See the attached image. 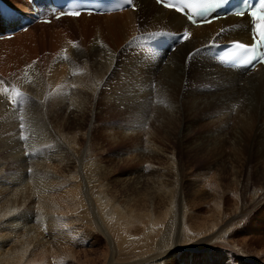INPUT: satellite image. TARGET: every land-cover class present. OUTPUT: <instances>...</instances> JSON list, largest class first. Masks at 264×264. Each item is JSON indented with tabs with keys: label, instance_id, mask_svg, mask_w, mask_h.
I'll list each match as a JSON object with an SVG mask.
<instances>
[{
	"label": "bare ground",
	"instance_id": "bare-ground-1",
	"mask_svg": "<svg viewBox=\"0 0 264 264\" xmlns=\"http://www.w3.org/2000/svg\"><path fill=\"white\" fill-rule=\"evenodd\" d=\"M133 1L137 6L136 12L123 11L112 15L92 16L89 19L82 16L78 19L64 18L57 22L72 23L73 28L84 36H80L81 39L86 41V38H90L91 41L88 47H73L69 56L62 57L64 64L56 65L52 69L54 73H60L58 78L63 79L62 82L65 80L59 84L60 81L57 82L54 78V83L63 88L62 92L49 89L51 93L45 97L48 94L47 89L51 87L46 84L48 77H44L47 76L46 73L43 75L45 70L41 72L42 67L36 65L27 64L26 70L21 67L25 74L22 88L26 91L19 93L14 90L13 94L15 97H22V104L31 100L33 95L37 102L36 107L33 105L28 112L20 108L17 116H10L1 121L6 125L0 134L13 135V140L20 143L17 148L22 151V157L14 158L15 147L0 140V198H3V201H0V220H27L18 231L12 229L13 224L0 228V250L11 251L8 264H34L37 261L31 258L35 256L31 254L44 247V236L48 232L43 229L45 223L50 224L61 210V199L58 197L62 194L59 192L61 185L72 184L70 193L71 199L74 200H70L67 205L77 212L76 199L81 200L86 195L75 191L78 184L83 185L86 193L88 181L99 185L116 170L120 172L118 165L112 166L114 162L108 167H99L96 163V152L90 147L92 140L89 134H106V130L128 135L148 134L145 140L142 139L141 148L137 153L139 163L144 164V169L140 168L137 173L128 174L135 176L129 177L124 184L117 179L119 189L115 187V190H112L107 187L102 190L107 206L115 205L111 194H115L116 198H125V204L116 205L122 215L132 209V204L136 202L135 196L142 195V186L158 187L155 191L157 198L166 206V214L172 213L171 219L164 223L165 226L157 235V223L153 221L152 214L155 205L151 198H147L148 203L144 207V213L147 215L143 217L146 224L137 215L138 210L131 212L121 224L106 230L112 243L114 235L119 236L121 243L132 237V228L140 222L137 227L140 226L143 231L138 240H142L143 249L149 253L147 255L153 254L143 258L144 260L134 257L137 261L143 260L141 264H161L171 258L176 259L182 252V245L190 240L188 238L193 239L202 231H193L191 234L186 226L187 210L182 189L188 178L208 182L207 185L212 184L214 188L209 190L208 196L214 201L227 204L229 200H234L239 204L240 221L242 217L247 220L249 216L243 215L248 212L244 205L247 198L253 204L264 199V190L251 189L255 186L253 180L256 175L264 183V73L257 71L246 74L223 69L204 51L188 58L191 52L209 43L214 37L218 43L247 42L246 21L227 18L217 24L191 30L183 18L156 6L151 0ZM7 3L14 7L13 11L19 16L29 11V8L18 0ZM21 20L25 24V20ZM47 26L50 25L44 27ZM186 29L192 32L186 42L178 46L169 43L171 33H181ZM153 31H157L160 36L156 38L157 35L155 39ZM2 34L3 32L0 36ZM5 43L7 42L1 41L0 47ZM86 50L87 53L84 52ZM15 63L14 65H17ZM22 74L23 72L20 76ZM71 74L73 82H69L71 77L68 79ZM112 74L123 76L126 80L122 99L120 97L123 110L118 111L122 114L121 121L116 123L117 130H113L112 125L100 127L98 132L96 124L90 121L89 125L86 123L87 115L99 108L98 119L103 124L107 123L108 115L113 110L110 103L113 99L103 94L100 87L102 89L103 79ZM17 76L19 77L18 74L15 75ZM151 105L155 108L154 113L149 115ZM118 112L111 114L119 116ZM155 134H162V146L156 144L159 142ZM180 138L183 141H180ZM85 139L88 140L84 149L80 140ZM171 139L174 143L177 142L178 148L173 147V153L165 156V146ZM243 149L244 152L250 149V155L243 153ZM131 152L133 157L130 158H136L135 150ZM164 158L166 167L159 163ZM14 165L18 169L16 176L11 180L7 174L11 168H15ZM196 171L204 173L201 177H195L193 173ZM23 174L25 175L19 181L22 182L21 185H31V198L19 200L18 208L7 199L6 188L17 187V183L12 181ZM168 185H171L172 191L166 189ZM32 198L40 205L36 208V215L45 214L42 218L39 216L41 219L37 216L39 220L36 219L35 224L30 221L31 215L26 213L29 205L27 203ZM8 206L13 208L9 210ZM216 215L222 216L220 208L217 209ZM219 220H216L214 226H218ZM63 222L56 221L51 224L58 227ZM220 228L216 233H222ZM175 229L178 232L174 239L172 235ZM32 230H38L41 234H33ZM188 233L190 235L187 237ZM116 246L120 248L118 242ZM166 248L173 252L172 257H167L169 252ZM140 253L142 254L141 251ZM146 253L143 251L144 255ZM40 262L39 264L42 263Z\"/></svg>",
	"mask_w": 264,
	"mask_h": 264
},
{
	"label": "rangeland",
	"instance_id": "rangeland-1",
	"mask_svg": "<svg viewBox=\"0 0 264 264\" xmlns=\"http://www.w3.org/2000/svg\"><path fill=\"white\" fill-rule=\"evenodd\" d=\"M5 1L14 3L17 0ZM18 2L22 3L26 7V5L23 3V0H18ZM144 11L146 10L144 9ZM57 22L51 24L50 26H47V28L44 27L45 25H36L22 36H19L13 39L12 41L8 40L6 41L7 43L1 45L0 115L2 119H0V132L4 129L6 125L1 121L5 120L7 117L10 116H17L18 110L20 108L25 109V112H28L29 110H31L33 105L34 108L36 107L35 103L37 102V99L35 95H33L31 97V100H29L27 103L22 104V97H15L13 94L14 90L19 93H24L26 91V89L22 88L24 87L23 82H25V74L22 69H24L27 64L29 66L36 65L42 67L43 69L41 68V72H44L45 70L43 75L45 73L47 74V76L44 75V77H48L46 78L48 82L50 78L53 77L50 83H48L46 80V84L52 87H49L47 89L48 94L47 96L45 95V97H48L50 95L49 93H51L49 89H51L52 91L55 89L58 91V93L62 92L63 88H60L59 84L65 82V80L62 82L63 79L61 80L60 78H58L60 77V73L55 72V74L54 70L52 69L56 65L64 64V60L62 59V57L69 56L73 47L76 49H81L84 47H88L89 43L91 42L89 41L90 38H86V41L84 39H81L80 36H84L80 35L76 31V29L73 28L72 23L69 24L68 22L64 21H62L61 23ZM158 34L159 33H157V31H153L154 37H156ZM65 41L72 44L69 45ZM84 52L87 53V50ZM15 62L17 63V65H14ZM15 66H17V68ZM26 69L27 68H25L24 70ZM58 71L61 72L60 68H58ZM22 72L23 77L22 75L20 76ZM51 73L53 76L51 75ZM16 74L19 75V77L17 76L19 80L17 79V77H15ZM21 78L24 80H22ZM54 78L57 82L60 81L61 83H54ZM69 78L71 79L69 80V82L74 81L72 74L71 76H68V79ZM16 80H18L20 84ZM103 80L104 84L102 89L100 87V91L102 90L103 94L105 93L109 95L108 97H111V99H113V101L110 102L111 107L113 108L111 113L116 114L118 111L122 112L123 107L122 100H120V97L122 99L124 93L123 88L125 87V79L123 78V76L112 74L104 78ZM58 88H60L61 90ZM100 96L102 98L104 97V95L101 94ZM30 102L32 103L29 104ZM153 108L155 107L151 105V108L148 112L149 115H152V113H154ZM98 113L100 114L99 108H96L95 111L89 112V114L87 115L88 119L86 123L88 125L90 123L96 124V130H98V132H100V127H112V125L113 130H117L116 123L121 121V113L118 112L119 116L110 113L111 115H108L107 123L104 124L100 119H98ZM111 116H113V118ZM106 131V134H89L91 137L90 139L92 140L90 147L93 148L96 152V163L99 165V167H108L112 162H114L112 166L118 165L120 172H117L116 170L112 173L113 176L111 175L106 180H104V183H100L99 185L90 183V181H88L86 193L84 192L83 185L78 184V186L75 187V191H78L79 194L86 195L81 200L76 199L77 212L73 211V209L69 205H67L70 204V200H74L71 199L72 194L70 193V191L72 190V184H70V186H60L59 192H61L62 194L58 197H60L61 199V210L56 216V218L53 220L54 222L52 221L51 223L55 224L56 221L64 222L62 224H59L58 227L53 226L51 223H45L46 225L43 229H46L48 231L45 233L44 236V240L46 243L43 245V248L40 247L41 250L40 248L38 250H35L34 253L36 254L32 252L31 255L35 256L31 258L35 261L37 260L36 262H34V264H39L40 261L42 262H40L41 264H139L141 261L144 260L143 258H148L153 255L152 253H150V256L147 255L148 252L146 253V249H143L142 247V240H138L141 238L138 237L143 231L140 226L137 227L140 222H137L135 224L137 229L136 227H133L132 230L134 232L132 230L130 232V234H133L134 237L132 235L133 238L130 237V239H126L124 242L121 243H119L121 241L119 236L114 235L113 237V234L111 236L114 239L115 244L112 243L110 241V235L107 233L106 230L111 229L116 224H121V222L124 221L127 216L133 211L139 210V214L137 215L139 216V218L141 217L142 221L144 222L145 220L143 219V217L147 215L146 213H144V207L148 203L147 198H151L155 205V209L152 212L154 216L153 221L155 222V224L157 223L155 231L157 230V235H159L165 224L171 219L172 213L166 214V206L161 204L159 198H157L155 191H157L158 187L153 188L151 186H142V195L135 196L134 199L136 202L132 204V209L122 215L119 213V209L116 205L125 204V198L119 196V198H116L115 194H111V197L115 201V205L108 204L107 206L106 199L102 193V190L106 189L107 187H110V189L112 190H115V187H120L119 183H117V179H119V181L124 184L129 179V177L135 176L128 174H135L137 173V171L144 169L142 168L144 167V164L139 163L137 153L138 149L141 148V142L145 140L148 134L128 135L120 134L118 133V131ZM160 135L162 134H157V136L155 134V137L159 142L156 144L162 146L163 143H161ZM13 138V135L0 134V140H4L11 146L15 147V154L13 155V157L16 159H20L22 157V151L17 148L20 143L14 141ZM116 138H118L119 140H116ZM87 140L88 139L80 140V144L84 146V149L86 148L87 144L85 143H87ZM179 140L183 141V139L181 138ZM119 144L122 145L120 146ZM165 147V153L163 154H165V156H168L169 154L173 153V147L178 148V145L177 142L174 143V141L171 139L170 143ZM132 150H135L136 152V158L134 159H131L133 157L131 152ZM250 152V149H247L246 152H244L243 149V153H245L247 156L250 155ZM159 163L164 165L163 167L167 166L165 158L162 160V162ZM13 167L15 168H11V170H9L7 174V176L11 178V180L16 176V170L18 169L16 165H14ZM70 171L72 172L73 170L70 169ZM23 172L25 173L26 170H24ZM203 173L204 171H196L193 174L195 177L196 175L201 177ZM24 175L25 174L19 176L17 179H15V181H12L17 183V187H13L10 189L6 188L7 199L10 200L14 205H17L18 208L20 207L19 200H21L22 198H31V185L27 183L21 185L22 182L19 181ZM29 175H31V172L29 173ZM4 181L7 182L6 179H4ZM201 181L198 179L191 180L188 178V181L184 183V188L182 190L185 193L184 205H186L187 210L186 226L190 230L189 233L192 234L194 233L193 231L197 233L200 232L201 229L202 231L200 233H197V237H194L193 239H191L190 237L188 238L191 241L189 240L187 243L182 245L183 248L180 249V251L182 252L178 254L176 259L171 258L167 262L164 261V263L161 264H264V199L258 201L256 204H253L252 201L247 198V201L244 203V205L246 206L248 212L243 215L249 216L247 220H244V218L242 217V221H240L241 215L239 213V204H237L234 200H229L227 204H223V201L222 204L214 201L211 197L208 196L210 192L209 190L213 189L214 186L212 184L207 185L208 182ZM253 181L255 186H252L251 189H254L256 191L264 190V183L263 181H260L258 175L254 176ZM232 187L234 188L233 185ZM232 187H230L231 190ZM171 188V185H168L166 189L172 191L173 188ZM211 194H213V192ZM0 201H3V198H0ZM27 204L29 205L27 207L28 211H26V213L31 215L30 221L32 223L34 222L35 224V221L37 222V220L45 216V214H40V218L38 215H36V208H38L40 205L36 203L33 198ZM36 204L38 206H36ZM65 207H67V211L65 210ZM11 208L13 207H7V209L9 210ZM218 208H220L222 214V216L220 215L221 217L219 215H216ZM63 213L67 214L64 215ZM69 213L71 216L69 215ZM37 216L39 219H37ZM59 217L63 218L64 220L59 219ZM218 219L223 220L222 222L219 220V224H217L218 226H214L216 220ZM25 223H27V220L25 218L19 219V222L0 220V228H5L6 224H13L12 229L14 231H18L21 225ZM146 223L147 222L145 221L144 224ZM37 226L39 225H35V227ZM47 226L50 227L48 228ZM219 227H221L220 231H222V233L220 234L216 233ZM177 232L178 230L175 229L172 235L174 237L172 238L175 239V234ZM32 233L36 235L41 234L38 232V230H32ZM189 233L187 234V237L190 235ZM216 236L218 237L216 238ZM0 237L2 236L0 235ZM207 241L210 244L207 243ZM117 242L120 248L116 246ZM171 244L173 245V243ZM185 246H187V248ZM166 249L168 250V248ZM166 249L165 254L169 252L167 254V257H172L173 252L169 250L167 251ZM142 250L144 251V253H146L145 255L143 254ZM140 251L143 255L140 253ZM10 253L11 251L0 250V264H8ZM134 257L136 259L139 257L143 260L139 261V259L137 261Z\"/></svg>",
	"mask_w": 264,
	"mask_h": 264
}]
</instances>
